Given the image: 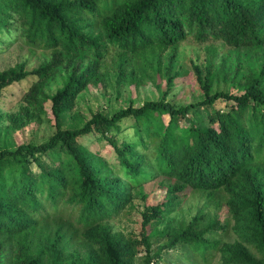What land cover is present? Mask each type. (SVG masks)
<instances>
[{"label": "trees", "instance_id": "obj_1", "mask_svg": "<svg viewBox=\"0 0 264 264\" xmlns=\"http://www.w3.org/2000/svg\"><path fill=\"white\" fill-rule=\"evenodd\" d=\"M19 37L31 49L51 50L55 60L32 71L21 64L3 70L0 97L7 86L34 76L28 93L51 101L56 131L38 145L0 148V237L30 234L44 240L39 249H21L15 258L0 252V264H134L140 253L144 264H153L181 244L187 264H210L222 236L229 233L228 216L223 221L200 213L172 228L153 226L178 206L182 195L210 194L241 175L252 199L248 221L259 255L225 250L223 258L226 264H264L259 179L264 168V56L240 77L242 93L218 80L211 62L205 73L197 72L200 98L187 105L150 100L112 114L95 111L77 126L65 127L63 114L73 110L81 91L97 79V67L79 64L62 87L44 92L62 54L84 56L96 66L115 53L124 61L158 53L174 62L187 39L264 51V0H0V48ZM156 71H163L169 84L180 76L164 62ZM91 134L109 147L111 160L80 142ZM159 177L163 181L158 185L167 186L166 199L158 204L143 195L139 234L124 237L108 227L88 232L127 206L131 189ZM88 240L98 245V253L63 259L61 243Z\"/></svg>", "mask_w": 264, "mask_h": 264}, {"label": "rangeland", "instance_id": "obj_2", "mask_svg": "<svg viewBox=\"0 0 264 264\" xmlns=\"http://www.w3.org/2000/svg\"><path fill=\"white\" fill-rule=\"evenodd\" d=\"M12 30L7 38H12L15 29ZM215 44L210 46L207 43H197L187 39L180 45L179 54L174 62L167 61L158 53H149L141 58H133L130 53L129 57L133 58L132 61H124L115 53L106 60L105 64L96 66L84 56L70 58L62 54L59 58L63 57V62L61 61L62 63L48 80L44 92L52 94L62 87L73 68L79 64L97 67V79L81 91L73 110L63 114L65 127L80 125L95 111L112 114L115 110L126 108L130 104L139 106L150 100L163 99L177 106L187 105L200 98L201 89L197 81V72L199 70L205 73L211 62V69L216 71L218 80L226 81L233 93L244 92L240 77L247 74L249 68L260 65L264 51L224 49L220 44ZM53 60L55 56L51 50L31 49L24 44L21 37L10 39L6 46L0 48V73L17 64L23 65L27 71H32ZM160 62H164V66L170 65L173 72L180 75L174 84H169L162 76L163 71L161 73L156 71ZM121 67L124 69L120 70ZM34 81V76L30 75L3 89L0 97V148L15 149L21 144L29 143L38 145L46 142L55 133L51 101L46 100L44 95L28 93ZM194 116L195 112L192 111L190 117L194 118ZM80 142L111 160V150L96 135L83 136ZM34 169H37L35 165ZM9 174L14 173L10 171ZM259 179L264 190V168L260 169ZM162 181L163 177H159L146 182L142 188L131 189L129 191L131 201L128 205L123 207L113 219L104 220L99 227L88 232L97 233L101 228L108 227L114 234L124 237L139 234L143 221L142 213L146 208L143 195L148 194V199L153 203L162 204L167 196L166 183L158 185ZM247 186L245 175H241L230 186L210 194L189 191L179 197L176 208L170 213L165 212V217L161 221L153 223V228L162 230L167 224L172 228L181 222H188L200 213L208 218H220L223 221L228 216L231 224L229 233L222 236L221 248L210 264H226L223 258L225 250L258 256L259 251L250 237L251 224L248 220L252 199L250 200V191L245 189ZM45 206L48 209L51 207L48 203ZM54 228L52 227L49 232L53 241ZM33 237L30 234L13 238L1 236L0 252L8 253V256L13 254L15 258L17 251L21 249L23 251L39 249L44 240L40 241L38 238L34 240ZM58 249L61 250L64 260L86 257L99 252L98 245L92 241L73 244L65 242L61 243ZM186 255V248L181 244L165 251L164 260L155 261L153 264H187ZM134 264H144L143 253L135 258Z\"/></svg>", "mask_w": 264, "mask_h": 264}]
</instances>
